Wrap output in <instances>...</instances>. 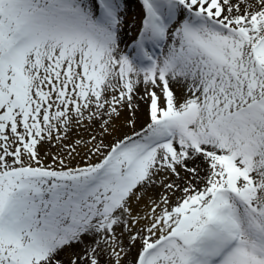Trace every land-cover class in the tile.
<instances>
[{
    "label": "snow or ice",
    "instance_id": "6c2138e0",
    "mask_svg": "<svg viewBox=\"0 0 264 264\" xmlns=\"http://www.w3.org/2000/svg\"><path fill=\"white\" fill-rule=\"evenodd\" d=\"M138 3L0 0V264H264V0Z\"/></svg>",
    "mask_w": 264,
    "mask_h": 264
},
{
    "label": "bare ground",
    "instance_id": "6f19581e",
    "mask_svg": "<svg viewBox=\"0 0 264 264\" xmlns=\"http://www.w3.org/2000/svg\"><path fill=\"white\" fill-rule=\"evenodd\" d=\"M130 2V0H128ZM133 13L135 14V12H132L130 10H127V19L126 21L129 22L131 20V18L133 17ZM129 27L127 24H125V27L122 31V41L123 43L121 44V47H124L125 44H127V38L124 36V31L125 29ZM177 96L180 97L182 95L181 91L179 88L175 89ZM141 94H142V90H141ZM136 103L139 104V108L135 111V113L133 114L132 112H129L128 109H124L123 112L121 113V117L115 122V131H114V136H122L125 133H129L132 131L131 128L128 127L126 121L127 120H131V119H135L136 121V129L139 130V128L146 122L147 120V115H146V108L147 105L139 100L137 98ZM98 131V129H97ZM89 135L88 131H85L84 129H79L74 130L72 132V137H70L69 142H72L75 139H79L81 137L87 139ZM108 140H111V137L108 138ZM108 140H106V142H108ZM77 162V161H76ZM159 189H155L154 191H152L150 194L153 196H156L159 193ZM142 207V206H141ZM135 249H137V247H135Z\"/></svg>",
    "mask_w": 264,
    "mask_h": 264
},
{
    "label": "rangeland",
    "instance_id": "374dc122",
    "mask_svg": "<svg viewBox=\"0 0 264 264\" xmlns=\"http://www.w3.org/2000/svg\"><path fill=\"white\" fill-rule=\"evenodd\" d=\"M128 10L135 12V14L133 13V17L131 18V20L129 22L126 21V24L129 27H127L124 31V36L127 38V42L130 43L132 38L136 35V32L140 26L141 12H140L138 0H130V2L128 1ZM127 16H130V15H127ZM70 137H72V133H70ZM72 163L76 164L77 162L73 161ZM124 242L125 244L128 243L126 236L124 238ZM85 243H90V241L86 240ZM74 251L79 252L81 251V249L77 248ZM136 251L137 249H135V247H133L131 251H129L128 255L125 257V264H132V261L136 255ZM69 255H70V252H65L61 257V259L65 261V264H67ZM102 264H103V258H102Z\"/></svg>",
    "mask_w": 264,
    "mask_h": 264
}]
</instances>
